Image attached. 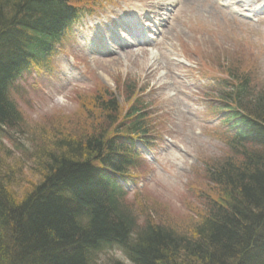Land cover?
<instances>
[{
	"label": "trees",
	"instance_id": "16d2710c",
	"mask_svg": "<svg viewBox=\"0 0 264 264\" xmlns=\"http://www.w3.org/2000/svg\"><path fill=\"white\" fill-rule=\"evenodd\" d=\"M74 1L0 0L1 136L25 128L11 87L54 54L79 16ZM217 85L211 107L228 152L204 164L213 197L200 191L204 210L189 230L125 198L121 183L157 128L133 92L123 107L103 87L68 129L21 148L26 180L0 141V264H96L106 250L131 264H264V89L233 71Z\"/></svg>",
	"mask_w": 264,
	"mask_h": 264
},
{
	"label": "rangeland",
	"instance_id": "374dc122",
	"mask_svg": "<svg viewBox=\"0 0 264 264\" xmlns=\"http://www.w3.org/2000/svg\"><path fill=\"white\" fill-rule=\"evenodd\" d=\"M73 5L81 14L54 54L11 87L25 128L2 136L11 155L4 161L20 158L21 177L28 179L30 160L21 148L30 153L51 131L68 129L103 87L123 107L133 92L157 128L149 135L151 148H143L130 168L125 198L143 217L151 212L189 230L204 210L200 191L213 197L204 164L228 152L225 126L211 107L218 81L243 72L254 89H264V0H75ZM98 257L96 264H131L118 250Z\"/></svg>",
	"mask_w": 264,
	"mask_h": 264
},
{
	"label": "bare ground",
	"instance_id": "6f19581e",
	"mask_svg": "<svg viewBox=\"0 0 264 264\" xmlns=\"http://www.w3.org/2000/svg\"><path fill=\"white\" fill-rule=\"evenodd\" d=\"M172 1V0H169V2ZM224 1H227V0H224ZM223 2V1H222ZM2 136L0 135V140H1Z\"/></svg>",
	"mask_w": 264,
	"mask_h": 264
}]
</instances>
